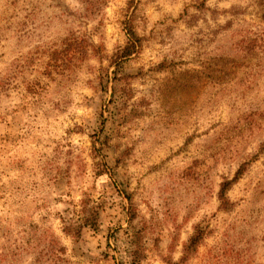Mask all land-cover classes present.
<instances>
[{"label":"rangeland","instance_id":"1","mask_svg":"<svg viewBox=\"0 0 264 264\" xmlns=\"http://www.w3.org/2000/svg\"><path fill=\"white\" fill-rule=\"evenodd\" d=\"M195 234L183 264H264V0H0V264Z\"/></svg>","mask_w":264,"mask_h":264},{"label":"trees","instance_id":"2","mask_svg":"<svg viewBox=\"0 0 264 264\" xmlns=\"http://www.w3.org/2000/svg\"><path fill=\"white\" fill-rule=\"evenodd\" d=\"M136 49H137V42H131V44L126 48V52H125L124 56H129V55L133 54L136 51ZM226 189L227 188L224 186V191ZM85 224L87 226H90L93 229L97 230L99 228L97 213L95 215L89 217L86 220ZM201 240H202V236H200L199 234L193 235L185 247L184 256H183L182 260L179 261L178 263H174V264H183L185 262V260L190 258L193 255V253L197 250V247L201 243Z\"/></svg>","mask_w":264,"mask_h":264}]
</instances>
